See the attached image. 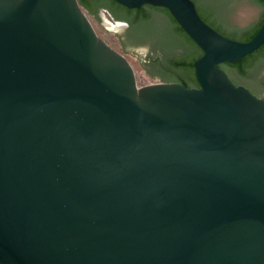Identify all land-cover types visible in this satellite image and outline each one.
<instances>
[{
	"label": "water",
	"instance_id": "1",
	"mask_svg": "<svg viewBox=\"0 0 264 264\" xmlns=\"http://www.w3.org/2000/svg\"><path fill=\"white\" fill-rule=\"evenodd\" d=\"M114 1L170 12L198 86H139L78 0H0V264H264V98L219 67L264 20L241 41L192 0ZM220 11L248 29L264 6Z\"/></svg>",
	"mask_w": 264,
	"mask_h": 264
},
{
	"label": "trees",
	"instance_id": "2",
	"mask_svg": "<svg viewBox=\"0 0 264 264\" xmlns=\"http://www.w3.org/2000/svg\"><path fill=\"white\" fill-rule=\"evenodd\" d=\"M78 2L83 9L88 10L89 12H95L94 9L91 8V4L93 2L100 4L105 1L78 0ZM257 2L264 6V0H257ZM109 3L110 5L115 6V16L125 20L128 24L125 39L120 40L121 48L124 52H129V48L131 46L134 47L137 43L151 41L163 55L162 60L167 68L165 72L162 73V69L156 70L152 67L148 70L151 75H158L166 82H177L180 81L181 78L184 80L187 79L191 82H196L193 62L199 58L203 52L177 24L166 8L145 4V6L136 9L119 5L114 0H109ZM197 11L200 17L215 30L221 32L224 36L226 35L229 38L241 41L250 40L255 35L264 20L263 16L262 20L257 25L248 29L237 30L236 33L238 34V37H233L231 34H225L218 27L213 26L212 23L207 21L205 15H203L199 10ZM157 12L166 15L167 22L159 24L154 19V15ZM263 44L258 48V50H263ZM177 49H180V52L176 53ZM248 57L249 56L246 55L242 58L241 65L236 63H228L225 65V71L229 77L230 73L228 68L238 67L239 72L241 74L244 73L243 68ZM219 67H221L220 64ZM182 84L187 86L185 83Z\"/></svg>",
	"mask_w": 264,
	"mask_h": 264
},
{
	"label": "flooded vegetation",
	"instance_id": "3",
	"mask_svg": "<svg viewBox=\"0 0 264 264\" xmlns=\"http://www.w3.org/2000/svg\"><path fill=\"white\" fill-rule=\"evenodd\" d=\"M104 1H105L104 3H100V4L94 2L91 4V8L94 9L95 12H89L88 10L84 9L86 13L93 19V21L97 25L102 26L104 29H106L102 17L103 11H107L116 20L125 21L115 16L114 14L115 6L110 5L109 0H104ZM192 1L194 2L196 9L199 10L203 15H205L207 21L209 23H212L213 26L218 27L225 34H231L233 37H238V34L236 33L237 30H243L242 28L239 27L231 28L232 26H230V24L227 23L220 14L221 12L220 10L227 8L236 0H224V1L223 0H192ZM143 6H145V4L142 5L141 7ZM263 16H264V11L260 16L258 23L262 20ZM127 27H123L117 32H112L117 35L119 39V43L121 39H125ZM143 47H145L144 52H140L139 48H143ZM129 49H130L129 52L127 53H130L131 55H134L136 58H138L141 67L145 72V74L147 75V77H149L152 81L155 80L164 81L158 75H151L148 72V70H150L152 67L155 68L156 70L162 69L161 70L162 73H164L165 70L167 69L162 60L163 55L161 54L159 49L153 44V42L147 41V42L137 43L134 47L131 46ZM248 56L249 57L247 59V62L243 68L244 73L241 74L239 72L238 67L228 68L230 73L229 78L232 80L234 84L243 85L256 96L264 98V44H263V50L257 49ZM226 64L228 63L227 62L221 63L220 64L221 68L225 70ZM236 64L241 65L242 59L236 62ZM177 82L185 83L189 87L198 86L197 82H191L188 81L187 79L184 80L182 78L180 79V81Z\"/></svg>",
	"mask_w": 264,
	"mask_h": 264
},
{
	"label": "rangeland",
	"instance_id": "4",
	"mask_svg": "<svg viewBox=\"0 0 264 264\" xmlns=\"http://www.w3.org/2000/svg\"><path fill=\"white\" fill-rule=\"evenodd\" d=\"M85 13H86V11H85ZM86 15L88 16L90 22L92 23L97 35L100 38H102L113 49L122 53L124 55V57L128 60V62L130 63V65L132 66V68L134 70L135 78H136L137 84L139 86L149 84V83H153V82H157L156 80L152 81L149 77H147V75L143 71L141 65L139 64L138 58H136V57L134 58L130 53H125L122 50L118 37L115 36L114 33H112V31L106 30L102 26L97 25L87 13H86Z\"/></svg>",
	"mask_w": 264,
	"mask_h": 264
}]
</instances>
